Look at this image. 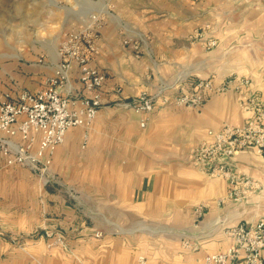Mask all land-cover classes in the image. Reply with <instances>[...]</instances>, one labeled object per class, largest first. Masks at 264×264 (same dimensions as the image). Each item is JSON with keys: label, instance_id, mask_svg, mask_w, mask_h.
Listing matches in <instances>:
<instances>
[{"label": "crops", "instance_id": "crops-1", "mask_svg": "<svg viewBox=\"0 0 264 264\" xmlns=\"http://www.w3.org/2000/svg\"><path fill=\"white\" fill-rule=\"evenodd\" d=\"M131 7L113 13L99 35L93 66L105 82L93 125L68 131L44 177L6 167L0 156V180L16 181L0 191V223L28 238L20 249L0 235V264H203L235 244L230 228L264 218V191L220 205L229 183L191 164L192 149L208 131L244 125L248 88L209 93L200 108L170 105L138 114L126 105L145 91L176 96L199 79L218 86L237 75L264 99V0H148L146 10ZM211 39L218 45L208 49ZM52 55L34 76L37 89L57 69L58 52ZM63 91L68 97L83 91L76 65ZM235 163L264 187V156L244 150ZM187 240L198 249L185 247Z\"/></svg>", "mask_w": 264, "mask_h": 264}, {"label": "built area", "instance_id": "built-area-1", "mask_svg": "<svg viewBox=\"0 0 264 264\" xmlns=\"http://www.w3.org/2000/svg\"><path fill=\"white\" fill-rule=\"evenodd\" d=\"M104 19L101 15H90L86 25L64 35L59 47V64L43 89L7 94L0 103V156L5 158L6 167L19 165L44 177L68 131L89 129L96 120L103 104L101 89L105 75L93 63L100 55L99 32ZM124 44L133 51L139 49L138 43L131 39H126ZM217 45L216 39L207 42L208 49ZM73 65L77 66L83 91L68 97L63 88ZM250 86L247 77L238 75L218 86L211 79H199L192 91H181L176 96L166 90L156 95L144 92L126 105L138 114H150L169 105L200 108L209 93L220 95L248 88L241 103L242 111L248 115L244 125L210 130L191 151V164L197 171L229 183L230 190L219 199L220 205H239L264 191L261 183L240 173L235 163L244 150L264 156V99L250 90ZM145 125V121L141 122L142 127ZM205 208L204 205L197 207L198 218H202ZM96 236L103 235L97 232ZM227 236L235 244L224 252L207 255L203 264H264V218L251 226L230 228ZM184 246L198 249L191 240L185 241Z\"/></svg>", "mask_w": 264, "mask_h": 264}, {"label": "rangeland", "instance_id": "rangeland-1", "mask_svg": "<svg viewBox=\"0 0 264 264\" xmlns=\"http://www.w3.org/2000/svg\"><path fill=\"white\" fill-rule=\"evenodd\" d=\"M107 1L0 0V95L43 89L49 77L42 87L37 89L39 81L34 76L39 72V65H51L52 54L57 51L59 56V47L64 35L86 25L90 15L103 16L104 27L110 16L115 12H123L125 6H132L134 11L146 10L148 7V0ZM134 19L129 15V22ZM126 39L130 38H125L123 44ZM27 184L34 187L35 181H27ZM12 187H16V181L13 179L5 177L0 180V191ZM11 231L13 230L0 223V235L6 237L12 245L23 248L27 237L22 238ZM33 233L37 235L39 230L35 229ZM29 254L27 253L28 256Z\"/></svg>", "mask_w": 264, "mask_h": 264}]
</instances>
